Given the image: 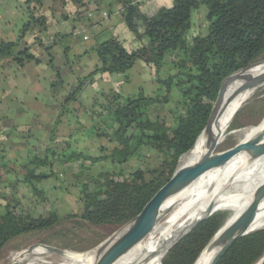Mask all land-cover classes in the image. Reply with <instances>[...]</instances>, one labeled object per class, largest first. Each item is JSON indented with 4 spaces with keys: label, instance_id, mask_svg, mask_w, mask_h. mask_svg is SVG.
<instances>
[{
    "label": "trees",
    "instance_id": "1",
    "mask_svg": "<svg viewBox=\"0 0 264 264\" xmlns=\"http://www.w3.org/2000/svg\"><path fill=\"white\" fill-rule=\"evenodd\" d=\"M106 1L26 0L21 6L25 22L17 38L0 43V50L11 54V61L18 65L36 60L25 38L36 30L46 35L49 19L43 7L59 23L68 20L65 11L69 6L75 8L77 17L101 11ZM113 1L120 5L123 24L136 44L127 47L123 39L113 36L95 42L92 49L97 64L76 86H65L55 71L51 91L60 92L64 103L55 123L40 137L42 145L32 146L22 162L0 163V255L13 241L33 236L32 244L73 251L95 248L106 235L96 234L89 246L79 249L67 243L96 229L112 232L135 218L170 181L180 158L199 140L222 82L234 72L264 61V0H173L171 7L151 16L140 11L136 0ZM203 8L205 16L194 21L192 15L200 16ZM111 13L106 12L107 17ZM33 40L42 43L41 37ZM55 43L40 48L48 51ZM49 60L54 66L53 58ZM138 61L153 74L156 90L132 95L110 90L90 105L79 103L80 113L89 119L91 135L114 145L112 150L101 145L100 154L89 155L78 141L87 127L73 114L77 113L71 108L78 102L76 95L86 83L92 85L94 77L110 80L119 75L129 81L128 73ZM174 95L178 96L175 106L168 116H161L158 108L173 103ZM242 111L232 125H226L228 131L246 126L245 121H259L264 110L255 104ZM104 120L107 127L97 125ZM68 127L67 135L62 131ZM20 138L27 139L25 135ZM105 163L109 168L102 167ZM94 166L102 168L94 172ZM66 178L72 183L65 189L74 193L77 206L74 212L62 214L53 207L57 198L52 193L63 187ZM52 183L53 190L47 188ZM229 217L230 213L217 211L198 223L166 252L161 264H195ZM23 248L26 245L18 250ZM263 256L261 228L238 238L219 264H257Z\"/></svg>",
    "mask_w": 264,
    "mask_h": 264
},
{
    "label": "crops",
    "instance_id": "2",
    "mask_svg": "<svg viewBox=\"0 0 264 264\" xmlns=\"http://www.w3.org/2000/svg\"><path fill=\"white\" fill-rule=\"evenodd\" d=\"M25 1L0 0V43L11 42L17 38L25 22L21 10ZM136 1L140 11L147 16L154 15L163 7H171L173 2ZM74 11L75 8L69 6L65 11L68 20L57 23L58 19H52L49 11L43 7L42 12L49 19L46 35L41 36L36 30L25 38L37 61L18 65L11 61V54L0 50V163L6 166L11 161L22 162L32 146L42 143L40 137L55 123L64 103L60 92L53 94L51 91V84L56 81L55 71H59L65 86H76L78 79L90 74L97 64L96 54L92 49L95 42L102 43L113 36L123 39L127 47L131 48L136 44L123 24L120 5L113 0L106 1L99 12L89 11L76 17ZM103 11L112 13L102 18ZM49 35L58 40L48 51L34 45V37H41L42 40ZM84 35L87 40L83 39ZM64 55L71 57L70 64L62 62ZM76 56L80 58L79 61ZM50 58H53L54 66L51 65ZM97 81H105L107 85L110 83L109 80L99 79L95 83ZM91 87L92 85L86 83L80 95ZM81 104L85 105L82 102ZM82 112L79 117L85 118V113ZM86 120L89 122V119ZM24 135L26 140L20 138Z\"/></svg>",
    "mask_w": 264,
    "mask_h": 264
},
{
    "label": "bare ground",
    "instance_id": "3",
    "mask_svg": "<svg viewBox=\"0 0 264 264\" xmlns=\"http://www.w3.org/2000/svg\"><path fill=\"white\" fill-rule=\"evenodd\" d=\"M263 72L264 64L245 74L254 77ZM242 83V78L237 75L236 78L234 77L225 84L223 97L231 88L233 90L227 99L224 97V102L230 99L234 90L240 87ZM254 92L243 91L237 94L219 114L215 124L211 126L210 132H202L195 146L180 158L177 168L182 169L195 165L212 147L217 148L220 144L219 134L227 124L229 126L233 122L235 112L252 97ZM261 132H264V120L258 124L256 129L244 131V141L255 138L256 134ZM263 183L264 155L256 159L249 154L236 155L225 164L202 174L195 182L168 198L159 209L161 219L154 228L156 234L159 235L161 232L162 235L160 234L156 239L152 238L151 240H147L146 236L136 247L117 259L115 264H161V259L180 233L209 211L215 213L220 209L232 210L233 215L224 226H229L237 221V218L252 202V196L257 187ZM232 186H239L241 189L246 186V188L234 196L221 197V194L223 195ZM254 218L248 233L264 227V199L260 202ZM124 232L125 230L120 231L118 235ZM152 233L154 232L150 234ZM43 253L45 251L42 248H37L29 255L34 256ZM214 253L215 251L207 252L204 250L195 264H209ZM94 255L95 251L91 250L84 254L63 253L61 256L73 264H91Z\"/></svg>",
    "mask_w": 264,
    "mask_h": 264
},
{
    "label": "water",
    "instance_id": "4",
    "mask_svg": "<svg viewBox=\"0 0 264 264\" xmlns=\"http://www.w3.org/2000/svg\"><path fill=\"white\" fill-rule=\"evenodd\" d=\"M264 64V61H260L252 66H249L240 71L234 72V74L229 75L221 84L219 89L217 100L214 103L213 109L209 115V120L202 132H210L211 126L215 124L216 119L222 110L227 106L234 97L243 92L249 91L253 92L261 87H264V72L257 75L251 76L245 73L254 70V68ZM239 75L243 83L240 87L234 90L230 99L224 102V85L229 80L236 78ZM245 104V103H244ZM243 105L235 112L234 117L238 114ZM235 120V118H234ZM233 120V121H234ZM264 120V118H263ZM263 120L260 122L262 123ZM215 146L212 147L200 161L195 163V165L188 166L182 169L177 168L175 173L171 177L170 181L161 187L155 194L148 200V202L143 206L140 212L133 218L129 223L119 228V231L115 235L105 241L100 242L94 249L95 255L91 264H115L116 260L122 255L126 254L128 251L136 247L146 236H148L156 225L160 222L161 214H159V209L168 198L175 195L176 192L186 188L202 174L208 172L209 170L216 169L226 162L230 161L236 155L239 154H249L253 158H257L264 155V132L256 134L255 138L249 141H240L234 146L215 152ZM252 202L246 207V209L237 218V221L229 226H224L220 228L211 242L204 249L207 252H214L209 264H219L221 258L228 252L231 246L238 241V238L248 234V230L254 221V217L257 214L258 206L260 202L264 199V183L257 187L256 191L252 196ZM213 213L209 211L202 217L192 223L187 229L180 233L176 238L175 242L169 247L172 248L177 244L178 240L184 237L188 232H190L198 223L208 218ZM125 230L121 235H118L120 231ZM42 248L45 252L56 253L62 255L65 251L53 248L51 246L33 244L28 247L25 253L30 254L34 249ZM168 249V250H169ZM167 250V251H168ZM203 250V251H204ZM90 251L82 252L79 254H84ZM257 264H264V256L260 258Z\"/></svg>",
    "mask_w": 264,
    "mask_h": 264
},
{
    "label": "rangeland",
    "instance_id": "5",
    "mask_svg": "<svg viewBox=\"0 0 264 264\" xmlns=\"http://www.w3.org/2000/svg\"><path fill=\"white\" fill-rule=\"evenodd\" d=\"M23 1H25V0H23ZM117 5L119 6L118 3H117ZM204 12H205V10L203 8L199 13L200 16L193 14L192 15L193 20L197 21L199 18L204 17L205 16ZM193 29L197 30L195 27H193ZM198 30H199V28H198ZM203 31H205V28L203 29ZM82 32L85 33L84 30ZM84 36L86 37V35H84ZM63 44L65 45L66 43L64 42ZM62 60H63L62 62H64V64H68V62L72 61L71 57H64ZM79 60H80V58H77V61H79ZM128 77H129L128 78L129 81H125V79H123L122 76L113 75L110 78V80H109L110 83L108 85H107V83H104L105 81L104 82L97 81L95 83V80H98V78L94 77L95 80L92 84V87L90 89H88V91H86L84 94L80 95L82 93L81 91L84 90V87H83V89L81 91H79V93L76 95L78 102L73 103L71 105V108L75 109L77 111V113H73V114H77L78 117L80 116L81 113L79 111V103L82 102L85 105H87L88 103H91L94 98L97 99L103 93L108 92L110 90L116 91L122 95L138 94L139 92H144L145 94H149L152 91L156 90L157 84H156L155 78H154L153 74H151L150 71L144 66V63L142 61L136 62V64L132 68V70L128 73ZM99 80H101V79H99ZM103 90H105V91H103ZM60 95H62V94L60 93ZM177 97L178 96H176V95L173 96V103H171L169 106H163L162 105L161 107H159L158 113L161 116H168L170 113V110H172L173 107L175 106V102L178 101ZM255 104L257 106L263 108V110H264V87H261V88L255 90L252 97L243 105L242 108L244 109L246 106L255 105ZM88 105H90V104H88ZM242 108L240 109V112L243 110ZM242 112H241L240 116L243 115ZM79 118L83 121L85 127H87L84 132H82L78 135L79 145H80V147L82 146L85 149H87V153L89 155L93 156V155L100 154L99 149H100L101 145H103L106 149L108 148L110 150H112L114 148V145L107 143L106 140H102L101 142L99 141V143H98L97 138H94V136L91 135V133H92V131L90 130L91 125H89L90 123L88 122V120H86L87 117H85V118L79 117ZM263 118H264V111H263L262 117L259 119V121L257 120L253 124H251L249 121H245V120H247V119H245L244 121H245L246 126H243L240 129H235L234 131H228V129H226V127H225L221 131V133L219 134V138H220L219 143L220 144L216 148L215 152L225 150L227 148L234 146L236 143H238L240 141H244V137H243L244 131L250 130V129H256V127L263 120ZM233 123H234V121L232 122V124ZM97 125L102 126V127H105V126L107 127L108 123L104 120V121H99L97 123ZM94 129H97V128H94ZM70 131L71 130L68 127L65 131H62V132H64L65 134L68 135L70 133ZM97 131H99V130H97ZM38 145L40 146V145H42V143H40ZM153 165H154V161H153V163H150L148 166L151 167ZM100 167L101 166H94V169H93L94 172H97L98 170H100ZM102 167L103 168H109V164L105 163L102 165ZM71 183L72 182L69 179H67V181L65 183H62L63 187L58 186L59 189L53 190V183H52V185L49 184L47 187V188H50L53 190L52 194L55 195L57 198V201L55 202L56 204H54L53 207L57 208L62 214L74 212V210L76 209V206H77V204L75 202V198H74V193L72 195L71 193L67 192V190L65 189ZM245 188H246V186H244L242 189L239 186H237V187L232 186V187L228 188L223 193V195L221 194V197H225V196H229V195L234 196L238 192L240 193ZM71 192H73V191H71ZM234 199H236V198H234ZM52 201H53V199H52ZM217 211L228 212V213H230V217L233 215V211L230 209H220ZM262 228H264V227H262ZM118 231H119V228L115 229L112 232L105 234V232H103L102 230L96 229V230H94V233L87 232L86 234H83L84 237L82 239H80L79 241H74V242H70L67 244L73 248L75 247L78 249L83 248V247H87L91 244V241L93 239H95L96 234L97 235H106V238L103 240V241H105V240L113 237L115 235V233H117ZM152 232H154V233H152L146 237L147 240H151L152 238L156 239V237H158L160 234L162 235L161 232L159 233V235L156 234L155 229ZM33 239H34V236L33 237H25V238L17 239L15 241H13V243L9 244V246L0 255V264H73V262L69 261L68 259H66V258H64L61 255H58L56 253L53 254V253L45 252L41 255H34V256H31L29 254L28 255L23 254V253H25V251L27 250L28 247L33 245L32 244ZM58 241H60V240H58ZM58 241H56V242H58ZM21 245H26V248L18 250V248ZM55 248H57V247H55ZM57 249L65 251L64 253H68V254H72V255L75 253L79 254L82 252H86V251H77V250L73 251L70 249H62V248H57ZM91 250H87V251H91ZM18 259H21V260L19 261Z\"/></svg>",
    "mask_w": 264,
    "mask_h": 264
},
{
    "label": "built area",
    "instance_id": "6",
    "mask_svg": "<svg viewBox=\"0 0 264 264\" xmlns=\"http://www.w3.org/2000/svg\"><path fill=\"white\" fill-rule=\"evenodd\" d=\"M141 2L143 1V2H147L148 0H140ZM97 9V8H96ZM95 9V10H96ZM88 16H90V13H89V15ZM101 16H102V18H106L107 17V14H106V12H101ZM74 34H77V33H74ZM83 39H85V40H87V38L84 36L83 37ZM43 41H42V43H41V45H38V44H34L36 47H49V45H52V44H54L55 42H57V38L55 37V36H53V35H49L48 37H45V38H43L42 39Z\"/></svg>",
    "mask_w": 264,
    "mask_h": 264
}]
</instances>
